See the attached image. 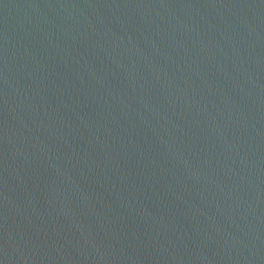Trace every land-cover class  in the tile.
<instances>
[{
  "label": "water",
  "instance_id": "water-1",
  "mask_svg": "<svg viewBox=\"0 0 264 264\" xmlns=\"http://www.w3.org/2000/svg\"><path fill=\"white\" fill-rule=\"evenodd\" d=\"M0 264H264V0H0Z\"/></svg>",
  "mask_w": 264,
  "mask_h": 264
}]
</instances>
